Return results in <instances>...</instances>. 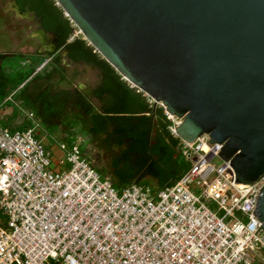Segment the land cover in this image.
Masks as SVG:
<instances>
[{
    "label": "built area",
    "instance_id": "built-area-1",
    "mask_svg": "<svg viewBox=\"0 0 264 264\" xmlns=\"http://www.w3.org/2000/svg\"><path fill=\"white\" fill-rule=\"evenodd\" d=\"M142 96L162 110L185 163L155 191L135 182L115 189L76 143L59 145L53 161L36 122L0 128V264H264V232L252 214L264 173L235 184L229 162L217 156L221 144L206 135L180 140V120Z\"/></svg>",
    "mask_w": 264,
    "mask_h": 264
},
{
    "label": "water",
    "instance_id": "water-1",
    "mask_svg": "<svg viewBox=\"0 0 264 264\" xmlns=\"http://www.w3.org/2000/svg\"><path fill=\"white\" fill-rule=\"evenodd\" d=\"M53 1L123 81L180 120V140L221 144L235 184L264 173V0ZM252 214L264 232V186Z\"/></svg>",
    "mask_w": 264,
    "mask_h": 264
},
{
    "label": "trees",
    "instance_id": "trees-1",
    "mask_svg": "<svg viewBox=\"0 0 264 264\" xmlns=\"http://www.w3.org/2000/svg\"><path fill=\"white\" fill-rule=\"evenodd\" d=\"M13 2L20 13L34 15L40 28L52 35L57 50L66 52L68 61L82 63L98 72L99 81L91 96L100 107L99 111H87L86 124L90 133L104 135L103 144L107 150L115 148L116 151L109 155L110 174L115 181L126 185L148 177L155 181L157 189L171 185L180 176L179 172L183 173L185 166H180V171L178 167L176 171L178 140L167 132L169 122L162 110L150 107L142 93L130 88L80 35L73 36L75 28L53 0ZM11 57L19 58L21 68L5 74L1 62ZM44 61L33 55L0 54V105L9 93L21 89L19 87ZM19 128L29 127L23 122Z\"/></svg>",
    "mask_w": 264,
    "mask_h": 264
},
{
    "label": "rangeland",
    "instance_id": "rangeland-1",
    "mask_svg": "<svg viewBox=\"0 0 264 264\" xmlns=\"http://www.w3.org/2000/svg\"><path fill=\"white\" fill-rule=\"evenodd\" d=\"M29 19L27 16H17L11 0H0V54L26 56L37 52L32 40L36 36L33 31L35 24ZM73 33L75 36L80 35L76 29ZM41 51L38 50L40 55ZM57 56L55 64H44L34 73V77L31 76L24 83V86L27 84L25 87L17 89L13 94L9 93L7 96L9 99L0 105V128L13 132L20 130L19 126L23 122L29 128L36 122L35 132L39 135L45 134L43 144L51 153L53 161L62 155L54 142L59 139L65 145L76 143L80 151L86 149L81 119L85 118V109H98V102L89 95L98 84V72L90 66L82 63L73 64L61 55ZM62 59L64 64H61ZM21 65L18 57L6 58L1 62L5 74L20 69ZM5 111L9 115H2ZM28 114L33 116V121L27 119ZM111 153L112 149L106 150L103 154L104 164L108 163ZM214 163L218 165L219 161L216 160ZM175 164L177 172L178 167L180 171L182 169L180 166H185L183 158L178 154ZM179 173L181 175L182 171ZM138 183L149 189L152 187V180L148 177L139 180ZM205 205L216 216L221 215L214 202H205ZM262 257L264 258V255Z\"/></svg>",
    "mask_w": 264,
    "mask_h": 264
},
{
    "label": "crops",
    "instance_id": "crops-1",
    "mask_svg": "<svg viewBox=\"0 0 264 264\" xmlns=\"http://www.w3.org/2000/svg\"><path fill=\"white\" fill-rule=\"evenodd\" d=\"M17 16H24V15H18ZM26 17V16H25ZM35 30H36V26L34 27ZM34 31V34L36 35V31ZM30 36V35H29ZM38 37H39V34H38ZM33 42L35 43L36 45V48H37V52H35L34 54H31L33 56H36V57H40L42 59H45V61L43 62V64L39 67L41 68L42 66L45 65H48V64H52V63H56V58L58 57L57 55H61L62 57H64L66 60V56L63 55V51L61 50H57L56 52L54 53H49L48 51H45V49L47 50V48H50V45H47V44H43V43H40L39 39H37V35L32 38ZM40 40H41V37H40ZM45 43V42H44ZM48 49V50H49ZM38 50H42V55H40L38 53ZM45 55V56H44ZM47 55V56H46ZM70 62V61H69ZM71 63V62H70ZM61 64H64V60L62 59L61 60ZM38 68V69H39ZM38 69H36L34 71L37 72ZM55 69H53V71L55 72ZM34 73L32 74V76L34 75ZM34 77V76H33ZM99 81V80H98ZM27 85V84H26ZM25 85V86H26ZM24 84H22V86H20L19 88H23L25 87ZM92 91V90H91ZM91 91L89 92V95L91 96ZM91 98H93L91 96ZM94 99V98H93ZM95 100V99H94ZM97 101V100H96ZM98 102V101H97ZM1 107V106H0ZM99 107H100V104L98 102V109H91V108H88V109H85L84 111V120L81 119L82 123H83V131H84V141L86 142V149L84 151H80L82 156L84 158L87 159L88 162H90V160L88 159L89 156H92L95 158V169L97 170V172L103 177V179L109 181L112 186L117 189V190H120L122 189L125 184L123 183H119V182H116L115 179L112 177V175L110 174V165H109V159H108V163L107 164H104V160H103V154L106 152L107 148L104 146L103 144V140H104V135H94L93 133H90L89 132V129H88V126L86 124V113L89 109L91 110H94V111H99ZM9 115V113L7 111L3 112L2 115ZM75 114V113H74ZM42 135V134H41ZM40 136V135H39ZM79 139V138H78ZM55 144L57 145V148L59 150V145H63L65 147H68L70 145H65V144H62L61 143V139L57 140V141H54ZM110 149H112L113 153L116 151L115 148L111 147ZM60 151V150H59ZM108 151V150H107ZM49 152V151H48ZM50 153V152H49ZM61 153V151H60ZM51 155V153H50ZM91 164V163H90ZM152 180V187L150 188L151 191H155L157 190V185L155 183V181L153 179ZM147 187V186H146ZM149 188V187H148Z\"/></svg>",
    "mask_w": 264,
    "mask_h": 264
},
{
    "label": "flooded vegetation",
    "instance_id": "flooded-vegetation-1",
    "mask_svg": "<svg viewBox=\"0 0 264 264\" xmlns=\"http://www.w3.org/2000/svg\"><path fill=\"white\" fill-rule=\"evenodd\" d=\"M11 5H12V8L15 10V5H14V2H13V0H11ZM23 13V12H22ZM22 13H20V12H18V15H22ZM25 16H27V17H30V21L31 22H33L34 24H35V26H36V24H39L38 23V21L36 20V18L34 17V15L33 14H31V13H29V14H26ZM36 35H37V39H39V41H40V43H43V44H47V45H51V44H53L54 45V42H53V37H52V35L51 34H49V35H41V36H39L38 37V32H39V28L38 27H36ZM40 37H41V40H40ZM45 42V43H44ZM49 48H47V50L45 49V51H49L48 50ZM41 131H43V130H41ZM44 133H45V130H44ZM43 137H45V134H43ZM88 159L90 160V162L89 163H91L92 165H96L95 164V158L94 157H92V156H89L88 157Z\"/></svg>",
    "mask_w": 264,
    "mask_h": 264
}]
</instances>
